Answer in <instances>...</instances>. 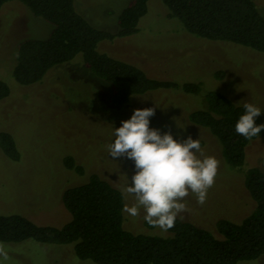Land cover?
<instances>
[{
  "label": "rangeland",
  "instance_id": "374dc122",
  "mask_svg": "<svg viewBox=\"0 0 264 264\" xmlns=\"http://www.w3.org/2000/svg\"><path fill=\"white\" fill-rule=\"evenodd\" d=\"M130 1L74 0V6L95 28L116 33L117 18ZM253 1L264 16V0ZM51 28L18 1L6 3L0 11V80L10 88V95L0 101V132L12 134L21 155L14 162L0 149V215L20 214L37 225L61 228L71 219L60 199L65 188L97 174L121 191L131 183L135 165L126 157H110L107 145L114 142V128L130 119L135 109L144 108L155 109L150 128L161 134L170 131L178 141L189 136L199 139L203 154L219 161L205 203L199 204L190 193L183 201L187 211L180 214L182 220L214 233L218 220L240 223L253 212L256 204L246 189L245 172L254 167L264 172V130L247 145L244 164L232 167L218 139L193 124L190 114L204 109L205 94L214 90L235 103L258 107L261 115L255 118L256 125L264 124V53L194 36L179 19L168 16L161 0H150L136 34L103 40L97 50L178 88L136 95L119 107L109 102V85L84 65L80 54L51 69L38 83L23 86L16 82L17 44L25 38L44 39ZM218 73L223 77L218 78ZM190 82L201 83L197 94L182 90ZM69 155L83 167V174L64 167L63 159ZM123 197L124 206L136 203L131 195ZM144 215L143 208L137 217L123 212V227L134 234L169 235L149 226ZM0 248L8 257L0 255V264H95L77 258L73 244L26 240L0 242ZM239 264H264V256Z\"/></svg>",
  "mask_w": 264,
  "mask_h": 264
},
{
  "label": "trees",
  "instance_id": "16d2710c",
  "mask_svg": "<svg viewBox=\"0 0 264 264\" xmlns=\"http://www.w3.org/2000/svg\"><path fill=\"white\" fill-rule=\"evenodd\" d=\"M10 1L22 3L32 15L52 26L46 38H25L17 44L13 77L18 84L38 83L51 69L80 54L84 65L109 85L108 100L115 106H125L132 97L152 90L178 88L171 81L150 78L136 66L97 50L103 40L136 34L150 0H131L117 18L116 33L92 26L76 11L74 0H0V11ZM161 1L168 16L179 19L190 34L264 53V16L253 0ZM217 76L222 78L223 73ZM181 88L197 94L201 83L190 82ZM9 95L10 88L0 80V101ZM204 98L206 107L193 111L190 121L218 139L228 165L241 167L247 145L256 138L246 140L235 131L239 117L245 114V103H235L214 90ZM0 149L14 162L21 158L8 132H0ZM63 164L77 174L84 172L71 155ZM245 186L256 206L242 222L220 219L212 233L178 217L167 231L169 235L159 236L127 231L123 227L122 192L99 175L90 174L85 183L63 190L60 199L71 215L63 227L37 225L20 214L0 215V242L73 244L77 258L95 264H239L264 256V172L249 168Z\"/></svg>",
  "mask_w": 264,
  "mask_h": 264
},
{
  "label": "clouds",
  "instance_id": "9594fccd",
  "mask_svg": "<svg viewBox=\"0 0 264 264\" xmlns=\"http://www.w3.org/2000/svg\"><path fill=\"white\" fill-rule=\"evenodd\" d=\"M243 107L245 114L239 117L235 131L252 140L264 130V124L256 126L254 119L261 115V110L250 103ZM154 115V108L135 109L130 119L114 128L115 139L107 145V150L110 157H126L135 165L131 183L121 191L133 196L136 203L131 207L125 204L123 212L137 217L143 208L145 222L167 232L178 217L182 219L180 214L187 211L183 201L190 193L199 204L205 203L219 161L203 154L199 139L189 136L178 141L170 131L161 134L158 129L150 128L149 118ZM0 255L8 258L2 248Z\"/></svg>",
  "mask_w": 264,
  "mask_h": 264
}]
</instances>
